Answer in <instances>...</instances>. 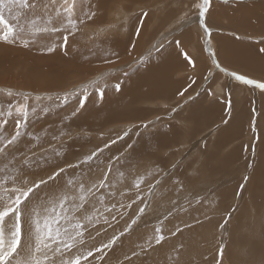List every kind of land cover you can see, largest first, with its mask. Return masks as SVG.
Segmentation results:
<instances>
[{
  "label": "rangeland",
  "instance_id": "obj_1",
  "mask_svg": "<svg viewBox=\"0 0 264 264\" xmlns=\"http://www.w3.org/2000/svg\"><path fill=\"white\" fill-rule=\"evenodd\" d=\"M161 1L165 3L163 7ZM87 2L98 3V6L102 2L96 9H100L101 16L79 25V31L69 36L68 45H74L68 50L64 47L68 53L79 62L80 57L86 58L78 54L80 49L108 55L115 50L114 42L131 45L137 28L139 42L135 55L118 61L95 58L88 65H57L53 69L46 63L57 62V59L52 60L50 52L44 49L51 40L60 42L58 34L41 35L29 47L19 42H0V107L6 110L11 104L14 108L17 102L24 103L23 96H27L29 108H36L35 113L30 111L27 122L29 135L20 144L25 151L33 147L32 159L41 162L39 167L31 169L30 178H46L53 167L67 164L76 167L66 168L55 182L50 181L53 187H63L68 180L83 181L88 187L107 176L104 187L94 189L95 195L86 206L90 213L93 205L98 211L87 228L85 239L89 246L97 248L114 235L119 239L111 248L94 252L93 257H89L90 264H217V261L220 264H264V90L231 75L235 73L264 82V70L257 68L258 72L254 69L249 73L225 61L231 47L239 41L249 48L258 46L257 52L264 48V43H258L264 40V15H261L264 0H210L209 11L203 17H198L193 7V3L201 0ZM87 2L82 6L84 10H87ZM241 8L245 9L244 14ZM253 8L258 10L254 12ZM142 9L149 13L148 17L140 15ZM16 11L11 15L5 13L14 24ZM253 14L258 18L253 20ZM251 21L259 28L250 26ZM258 22H262L261 26ZM22 23H27V18ZM204 25L210 29V35L206 34ZM16 26L19 30V25ZM22 35L30 38L28 32ZM166 50L187 59L188 66H178L161 81L171 87L177 84L175 90L174 87L160 90L157 84L161 82L156 84V79L148 78L153 87L150 94L141 90L143 85L138 79L137 102L128 103L125 114L117 116L114 105L118 109L120 105L122 110L120 103L126 104L130 98L119 101L116 95L118 100H115L114 92L120 93L116 92L115 85L120 81L128 83L135 73L152 74L151 69L145 68L159 55L160 59L164 58ZM33 51L41 56L36 57ZM218 54H226L225 59ZM80 67L86 73L74 71ZM44 73L59 78L60 83L55 87L37 84V81L43 82L36 79ZM168 76L171 79L167 82ZM112 79L115 80L110 81ZM28 80H34L35 86L28 85ZM144 81L148 83L146 77ZM100 89H103L102 97ZM9 90L20 95L9 97ZM85 92L87 99L82 95ZM81 101L83 107L72 116ZM213 110H216L215 119L206 124V114ZM94 118L100 123L88 128L84 123ZM7 119L5 135L13 131L14 125L12 117ZM230 128L234 129L233 137L229 136ZM228 130L229 134L225 132ZM33 137H39V144ZM93 151L96 157L82 165L78 163ZM4 163H0V167ZM12 167L8 165L9 171ZM133 220L136 223L125 231ZM157 228L162 229L166 237L159 245L154 242ZM177 228L181 231L172 235ZM89 234L94 239L88 240ZM149 243L152 244L150 249ZM221 246L224 247L222 257L219 255ZM133 252L137 255L133 256Z\"/></svg>",
  "mask_w": 264,
  "mask_h": 264
},
{
  "label": "snow or ice",
  "instance_id": "obj_2",
  "mask_svg": "<svg viewBox=\"0 0 264 264\" xmlns=\"http://www.w3.org/2000/svg\"><path fill=\"white\" fill-rule=\"evenodd\" d=\"M86 2L87 0H0V25H3L0 28V42L7 44L19 42L24 47H29L30 43L41 35L51 37L59 34L60 42H50L45 46V50L53 52L57 47L66 48L69 36H74L79 31V25L94 20L97 15L96 9L99 7L97 4L87 2V10H83L82 6ZM209 6L210 0L193 3L198 17L205 16ZM13 10H17L13 16L15 24L5 16L6 12L11 15ZM140 15L148 17L149 13L142 9ZM25 18L27 23H22ZM204 28L206 34L210 35L207 25H204ZM25 32L30 33V38L26 39L22 35ZM258 43H264V40ZM258 51L264 54V48H259ZM184 55L187 57L186 53ZM231 75L264 90V82L235 73ZM115 88L117 91L120 90V85L116 84ZM16 95L20 94L7 91L9 97L15 98ZM82 95L87 99L86 92ZM100 95L103 96V89H100ZM28 99L27 96H23L24 103L17 102L14 108L11 104L6 110L0 107V163L6 162L0 167V264H90L89 257H93L94 252L100 253L101 248H111L119 239V236L114 235L100 248L89 246L85 239L87 228L94 222L96 218L94 213L98 211L93 205L90 213L86 206L90 203V197L95 195L94 189L104 187L107 176L99 183L89 184L88 187H85L83 181L73 180H68L63 187H53L50 181L55 182L66 168L76 167L67 164L66 167L56 165L46 178L31 179V169L39 167L40 162L32 159L35 155L33 147H28L26 151L20 148L24 138L29 135L26 128L30 111L36 112L35 107L29 108ZM64 99L67 100L68 96L65 95ZM82 107L83 101L71 115L75 116ZM8 117L14 119V125L13 131L5 135ZM33 140L39 144V137H33ZM96 155V151H93L78 163L80 165L87 163ZM9 164L13 165L11 171L8 168ZM245 180L247 181L248 177H245ZM136 186L139 187V182ZM143 211L141 208L140 212ZM135 223L136 220H133L125 231ZM155 231L157 235L154 242L159 245L166 237L162 229L157 228ZM180 231L181 229L177 228L172 235ZM123 234L120 233L121 236ZM91 239L94 238L89 234L88 240ZM148 248H152L151 243L148 244ZM223 253L224 247L221 246L219 255L222 257ZM132 255L136 256L137 253L133 252ZM125 259L129 257L125 256ZM217 264L220 262L217 261Z\"/></svg>",
  "mask_w": 264,
  "mask_h": 264
},
{
  "label": "bare ground",
  "instance_id": "obj_3",
  "mask_svg": "<svg viewBox=\"0 0 264 264\" xmlns=\"http://www.w3.org/2000/svg\"><path fill=\"white\" fill-rule=\"evenodd\" d=\"M104 1V0H103ZM105 2H108V0H105ZM105 2H103V3H105ZM97 3V2H96ZM100 3H102V2H99V6H100ZM110 3V2H109ZM160 3V2H159ZM108 4V3H107ZM106 4V5H107ZM161 5H162V7L164 6V4L165 3H162V1H161V3H160ZM97 5H98V3H97ZM102 5V4H101ZM105 5V6H106ZM161 5H159V7L161 6ZM188 5V4H187ZM104 6V7H105ZM102 8V7H101ZM257 8H258V6H257ZM117 9H119V8H117ZM256 8H253V11L255 12V11H257V10H255ZM260 9V8H259ZM84 10V9H83ZM241 10H242V8H241ZM245 10V9H244ZM244 10H242L241 12L243 13V11ZM97 11V15H96V18L98 19L101 15V12H100V9H98V10H96ZM115 11V10H114ZM240 10H238V12H239ZM112 12V11H111ZM116 12H117V10H116ZM119 12V11H118ZM246 12V11H245ZM254 12H252V13H254ZM221 13V12H220ZM230 13V12H229ZM258 13H259V11H258ZM264 13V12H263ZM261 14L262 16L264 15V14ZM228 14V13H227ZM244 14V13H243ZM116 15H118L117 13H116ZM230 15V14H229ZM257 15V14H256ZM179 16V15H178ZM183 16V15H182ZM234 16V15H233ZM235 16H236V14H235ZM253 16V20L254 19H257L256 17H255V15L253 14L252 15ZM251 16V17H252ZM259 16V15H258ZM261 17V16H260ZM251 19V20H252ZM95 21V20H94ZM93 21V22H94ZM235 21V20H234ZM234 21H233V23H234ZM237 21V20H236ZM235 21V23L237 24V22ZM257 21V20H256ZM259 21H260V18H259ZM171 22V21H170ZM177 22V21H176ZM175 22V23H176ZM179 22V21H178ZM181 22H182V20H181ZM180 22V23H181ZM252 22V21H251ZM228 23V22H227ZM254 23V21L252 22V24L250 23V26H252V27H254L253 24ZM256 23V22H255ZM259 23V22H258ZM261 24H262V22H260ZM259 23V25L261 26V24ZM172 26V25H171ZM235 26V25H234ZM127 28V27H126ZM130 28V27H129ZM134 28H136V27H134ZM230 28H231V26H230ZM238 28V27H237ZM254 28H256V27H254ZM257 28H259L258 27V25H257ZM256 28V29H257ZM232 29V28H231ZM233 29H234V27H233ZM256 29H254V30H256ZM135 30V29H134ZM134 30H132V31H134ZM136 30H137V28H136ZM136 30H135V32H136ZM133 33V32H132ZM252 33V32H251ZM131 34V33H130ZM135 34V33H134ZM138 35V34H137ZM137 35H133V36H135V38L132 40V42H131V45H127V43L125 42H121V43H118L117 41V43H112V44H114V48H115V50L113 49V51H111L108 55L106 54V53H104L103 54V52H100V51H92V50H90L91 51V53H88V52H85L83 49H80V50H77V52H78V54L80 53L81 54V56H82V54H84V56L86 57V58H84V57H80V62L73 56V55H70V53H68V48L70 47V46H72L73 47V45L74 44H69V45H67V50L64 48V47H59V48H56V50L55 51H53V53L52 52H50V57H51V59L52 60H56L57 62H52V61H48L46 64H47V67H49V68H56V66L58 65H62V67L64 66V67H66V66H72L73 67V65H75V64H79V66H81V65H88V63L89 62H91L92 60H94L95 58L96 59H100V60H104V59H109V61H113V59L114 60H116V61H118V60H121L122 58H127V57H130V55H135V53L137 52V48H138V38L136 37ZM26 37V36H25ZM58 38L60 39V35L58 34ZM131 38V37H130ZM183 39L184 40H186V37L184 38L183 37ZM226 38L224 37V39H222V41L223 40H225ZM51 40V39H50ZM102 40V39H101ZM119 40V39H118ZM129 40V39H128ZM241 40V39H240ZM45 41V40H44ZM51 41H54V40H51ZM103 41V40H102ZM102 41L100 42V45L102 44ZM105 41V40H104ZM103 41V42H104ZM107 41H109V40H107ZM115 41V40H114ZM127 41V40H126ZM131 41V40H130ZM134 41V42H133ZM138 41V42H137ZM187 41V40H186ZM222 41L220 40L219 42H221L222 43ZM230 41V40H229ZM47 42V41H46ZM69 42V41H68ZM106 42V41H105ZM128 42V41H127ZM225 42V41H224ZM233 40H231V44H232V46L234 45L233 43ZM49 43V42H48ZM59 43V42H58ZM71 43V42H70ZM129 43V42H128ZM226 43V42H225ZM236 43V42H235ZM107 44V43H106ZM173 44V43H172ZM184 44H186V43H184ZM227 44V43H226ZM48 45V44H47ZM109 45H111V44H109ZM7 46V45H6ZM104 46H105V44H104ZM128 46V47H127ZM174 46H175V44H174ZM179 46V45H178ZM130 47V48H129ZM232 49H231V52H229V55L226 57V62L228 63V65L229 64H233V66H236L237 68L239 67V69H242V70H245V71H247V72H249V73H251L254 69H256V72H258V70H257V68H260V69H262V70H264V57H263V54H260L259 52H257L256 51V49L258 48V46H253V47H251V48H249V46H247V44L246 43H244V42H242V43H240V41H239V44H237V45H234L233 47H231ZM2 49V48H1ZM4 49V48H3ZM79 49V48H78ZM111 49V50H112ZM171 49V48H170ZM180 49V48H179ZM45 50V49H44ZM99 50H100V48H99ZM107 50H108V48H107ZM103 51V50H102ZM109 51V50H108ZM34 52V55L36 56V57H38L39 55H38V52H36V51H33ZM166 52V56L164 57V58H162V59H160V55L155 59V61L153 62H151L148 66H149V68H145V70H149V69H151V71L150 72H152V74H150V73H148V75H147V73H139V74H137V73H135V77H134V79H133V77H132V79L134 80H128V83H126V82H124V81H120V82H122V84H120V82H118L119 84H120V88H122V89H120V91L118 90V92H120L119 94H116L115 92H114V97H116V95H117V97L119 98V101L120 100H124V101H126V99H129L130 98V100L128 101V102H126V104H124V102L123 103H120V104H122V110H121V107H120V105H119V109L116 107V105H114L115 106V109H116V111H114V113H116V112H118V114H117V116H121L123 113L125 114V108L127 107V106H129L128 105V103H131V104H135L134 102H137V95H138V89H137V80L139 79L140 80V84H141V86H142V88H141V90H143L144 92H148V93H150V91H151V88L153 89V87H152V83L150 84L149 83V80L147 81V79L148 78H153V79H156V80H154V83H155V81H156V84H157V82H161V81H164L165 79L163 78L164 76L165 77H167V75H169L170 74V72H172L173 73V71L178 67V66H180V65H187L188 66V64H187V59L184 57V56H180L177 52H171L170 50L169 51H165ZM151 53V52H150ZM8 54V53H7ZM6 54V55H7ZM77 54V53H76ZM102 54H103V56H102ZM162 54H164V53H162ZM5 55V54H4ZM174 55H176V56H174ZM219 55V54H218ZM226 55V54H225ZM225 55H223V56H221V54L219 55L220 56V58H223V59H225ZM27 56V55H26ZM41 56V55H40ZM76 56H78V55H76ZM102 57V58H101ZM161 57H163V55H161ZM171 57H174V58H171ZM43 58V57H42ZM54 58V59H53ZM56 58V59H55ZM31 59V58H30ZM173 59V60H172ZM38 60H41L40 58L38 59ZM37 60V62H39ZM43 60V59H42ZM156 60H158V61H156ZM191 60V59H190ZM224 61V62H225ZM37 62H35V63H37ZM190 62V61H189ZM222 62H223V60H222ZM225 62V63H226ZM40 63V62H39ZM38 63V64H39ZM42 63H44V61L42 62ZM57 63H59V64H57ZM191 63V62H190ZM138 65V64H137ZM46 66V65H45ZM79 66L77 67V68H79ZM231 66V65H230ZM74 67H76V65L74 66ZM58 68V67H57ZM69 68V67H68ZM73 69V68H72ZM192 69V68H191ZM190 69V70H191ZM44 70V69H43ZM88 70V69H87ZM86 70V71H87ZM141 70V69H140ZM45 71V70H44ZM50 71H51V69H50ZM66 71V70H65ZM77 74H83V73H86L84 70H82V68L80 67V69L79 70H74ZM45 72H48V71H45ZM134 72H136V71H134ZM42 73V72H41ZM50 74V73H49ZM60 74V73H59ZM145 74H146V76H145ZM44 75H46L45 73H44ZM41 76V77H39L38 79H36V80H41V81H43V82H38L37 81V84H42V85H44L45 87H50V86H54L55 87V85H58L60 82V79L59 78H57V77H51V75L49 76L48 74L46 75V77L45 76ZM57 75V74H56ZM62 75V74H61ZM60 75V76H61ZM137 75L139 76L138 78H137ZM72 76V75H71ZM146 77V82H148V83H146V84H144L143 82H145L144 81V78ZM168 77H170V76H168ZM161 78H163V79H161ZM180 78V77H179ZM152 79V80H153ZM171 79V77L167 80V82L169 81ZM184 79V78H183ZM113 80H115V79H112V80H110V81H113ZM30 81V82H29ZM228 81V80H227ZM153 82V81H152ZM173 81L171 80V83H172ZM27 83H28V85H30V86H35V82H34V80H28L27 81ZM143 83V84H142ZM174 83V82H173ZM173 83H172V85H173ZM185 83V82H184ZM125 84H127L125 87H124V85ZM166 84H168V83H166ZM166 84H163L162 82L161 83H159V84H157L158 85V87H159V89L161 88H164V87H166V88H168L169 90H171L170 88H172V87H174V86H176V85H174V86H172L171 87V85H166ZM154 85V87H156L155 86V84H153ZM41 86V85H40ZM122 86V87H121ZM139 86V85H138ZM179 86V85H178ZM177 86V87H178ZM143 87H145V89H143ZM183 87V86H182ZM186 87V86H185ZM157 88V87H156ZM155 88V89H156ZM175 88L176 87H174L173 89L175 90ZM160 89V90H161ZM241 89V88H240ZM140 90V91H141ZM157 91H159V90H157ZM173 91V90H172ZM109 92V91H108ZM116 92H117V90H116ZM152 92V91H151ZM154 92V91H153ZM177 92V91H176ZM238 93V92H237ZM151 94V93H150ZM163 94V93H162ZM172 93H170V95H171ZM106 96V95H105ZM234 96H236V95H234ZM107 97H108V99L109 100H112L111 98H110V96L109 95H107ZM117 97H116V99L115 100H118L117 99ZM234 99V98H233ZM237 99V98H236ZM263 99V98H262ZM92 103H93V101H91ZM96 102V101H95ZM94 102V103H95ZM102 102V101H101ZM163 102V101H162ZM261 103H262V100L260 101ZM264 102V101H263ZM91 103V104H92ZM88 104H89V102H88ZM96 104V103H95ZM119 104V103H118ZM105 106V105H104ZM108 106V105H107ZM208 106H212V104L211 105H208ZM95 107V106H94ZM153 107V106H152ZM263 107V106H262ZM105 108V107H104ZM114 108V107H113ZM215 108V107H214ZM264 108V107H263ZM88 109V108H87ZM210 109V108H209ZM216 109V108H215ZM106 110V109H105ZM211 110V109H210ZM108 111V110H107ZM121 111H122V113H121ZM212 111V110H211ZM214 112H208L207 114H206V118L204 119V122L207 124V123H209L210 121H212V120H214L215 119V113H216V110H213ZM84 112H86V111H84ZM109 112V111H108ZM206 113V112H205ZM86 114H87V112H86ZM98 115H100L101 116V114L99 113ZM105 115V114H104ZM263 115V114H262ZM48 116H50V115H48ZM90 116V115H89ZM109 116H110V114H109ZM191 116V115H190ZM97 117V116H96ZM111 117V116H110ZM113 117V116H112ZM49 118V117H48ZM85 118V117H84ZM98 118V117H97ZM97 118H94L93 120H89V121H87L86 123H84L85 125H87L88 126V128H92V127H94V126H96L97 124H99L100 122V120H98ZM55 120V119H54ZM68 121V120H67ZM86 121V120H85ZM188 121V120H187ZM237 121V120H236ZM49 122V121H48ZM84 122V121H83ZM96 122V123H95ZM190 122H191V120H190ZM82 123V122H81ZM186 123V122H185ZM235 123H237V122H235ZM34 124V123H33ZM83 124V123H82ZM238 126H239V124H237ZM57 126V125H56ZM189 126V125H188ZM52 127V126H51ZM70 127V126H69ZM72 127V126H71ZM192 127V126H191ZM236 127V126H235ZM52 128H54V127H52ZM51 128V129H52ZM193 128V127H192ZM231 129V128H230ZM36 130H37V127H36ZM57 130V129H56ZM98 130V129H97ZM62 131V130H61ZM190 131V130H189ZM236 131V130H235ZM64 132H65V130H64ZM68 132V131H67ZM73 132V131H72ZM225 132H227L228 134H229V130L228 131H225ZM66 133V132H65ZM185 134V133H184ZM235 134V132H234V129L232 128L231 129V134H229V136H231V137H233V136H235L234 135ZM35 135V134H34ZM72 135V134H71ZM157 136V135H156ZM160 136V135H159ZM56 137V136H55ZM60 137H62V136H60ZM152 137V136H151ZM158 137V136H157ZM155 138V137H154ZM167 139V138H166ZM47 140H50V138L49 137H47ZM54 140H56V139H54ZM32 141V140H31ZM31 141H29L30 143H32ZM43 141H45L44 139H43ZM68 141V140H67ZM52 142V141H51ZM54 142V141H53ZM52 142V143H53ZM60 142V141H59ZM70 142V141H69ZM81 142V141H80ZM155 142V141H154ZM169 142V141H168ZM71 143H73L72 141H71ZM71 143H70V145H71ZM23 144V143H22ZM34 144H35V142H34ZM33 144V145H34ZM49 144V143H48ZM195 144V143H194ZM45 145H47V144H45ZM138 146H139V144H138ZM22 147V146H21ZM69 147V146H68ZM67 147V148H68ZM27 148V147H26ZM196 149V148H195ZM142 150V149H141ZM200 151V150H199ZM147 152V151H146ZM183 152V151H182ZM148 153V152H147ZM90 155V154H89ZM140 156V155H139ZM42 157V156H41ZM58 157V156H57ZM85 157V156H84ZM130 159V158H129ZM132 159V158H131ZM37 160V159H36ZM73 161V160H72ZM41 163V162H40ZM43 166V165H42ZM88 167V166H87ZM117 167V166H116ZM86 170V169H85ZM196 171V170H195ZM80 172V171H79ZM100 172V171H99ZM175 172V171H174ZM77 173V172H76ZM113 174V173H112ZM120 174V173H119ZM41 176V175H40ZM75 177V176H74ZM96 179V178H95ZM233 187V186H232ZM120 188V187H119ZM260 188V187H259ZM117 189V188H116ZM128 193V192H127ZM126 193V194H127ZM130 195V194H129ZM102 203V202H101ZM250 204V203H249ZM90 205V204H89ZM96 205V204H95ZM112 206V205H111ZM92 207V206H91ZM99 207V206H98ZM89 209V208H88ZM196 211V210H195ZM166 217V216H165ZM200 217H198V219H199ZM186 229V228H185ZM110 235V234H109ZM168 237V236H167ZM195 243V242H194ZM264 246V245H263ZM225 253H227V252H225Z\"/></svg>",
  "mask_w": 264,
  "mask_h": 264
}]
</instances>
